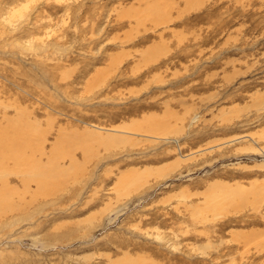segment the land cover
Segmentation results:
<instances>
[{
	"label": "rangeland",
	"instance_id": "1",
	"mask_svg": "<svg viewBox=\"0 0 264 264\" xmlns=\"http://www.w3.org/2000/svg\"><path fill=\"white\" fill-rule=\"evenodd\" d=\"M0 264H264V0H0Z\"/></svg>",
	"mask_w": 264,
	"mask_h": 264
},
{
	"label": "bare ground",
	"instance_id": "2",
	"mask_svg": "<svg viewBox=\"0 0 264 264\" xmlns=\"http://www.w3.org/2000/svg\"><path fill=\"white\" fill-rule=\"evenodd\" d=\"M5 135V134H4ZM6 137V136H5ZM4 184V183H3Z\"/></svg>",
	"mask_w": 264,
	"mask_h": 264
}]
</instances>
